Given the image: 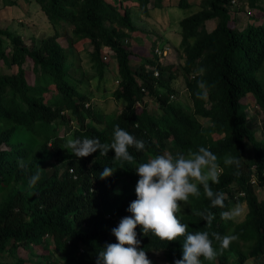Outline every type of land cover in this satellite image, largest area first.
Returning a JSON list of instances; mask_svg holds the SVG:
<instances>
[{
	"label": "trees",
	"instance_id": "obj_1",
	"mask_svg": "<svg viewBox=\"0 0 264 264\" xmlns=\"http://www.w3.org/2000/svg\"><path fill=\"white\" fill-rule=\"evenodd\" d=\"M32 1L40 6L54 28L61 22L73 24L74 36L88 39L92 44L91 58L101 70L105 66L101 59L102 47L114 53L121 82L113 95L123 99L125 108L115 120L101 128L99 114L89 109V99L80 94L70 80V65L56 35L35 40L29 47L20 36L0 29V57L8 68L15 67L12 74H0V192L13 185L12 195L0 204V264H96V255L101 249L117 242L112 235V229L117 226L106 219V214L121 218L131 215L127 209L136 199L139 179L133 170L138 163L163 154L167 139L185 152L200 146L209 148L219 158L222 171L219 183L211 187L225 194L224 206L210 207V201L201 190L199 199L191 203L190 212L177 214L182 223L189 225L188 231L234 234L238 237L236 241L251 244L246 253L237 252L238 264L264 257V199L258 200L254 191L256 186L264 189V140L256 138L241 103L245 95L250 94L264 113V88L257 78V72H264V27L248 25L238 31L230 23L228 8L232 0H204L200 13L181 22L180 47L186 57L183 71L200 73L193 75L192 80L186 77L191 97L195 106L201 108L197 93H201L199 82L204 81L210 91V103L214 105L210 110L202 108L197 112L205 117L220 118L203 135L199 123L170 100L173 93L169 83L175 67L163 66L155 59L145 61L133 72L129 67L130 52L120 45L119 31L103 26V22H111L120 28H131L130 12L122 4L123 0L112 3L105 0ZM137 2L146 10L149 0ZM160 2L154 0V7L160 6ZM212 18L218 23L208 33L203 24ZM3 37L9 42L8 54L4 51ZM146 64L158 71L157 77L153 70L145 68ZM200 69L205 71L200 72ZM162 87L172 94L158 93ZM141 89L154 96L161 116L135 106L137 100L143 99ZM88 118L90 122L86 123ZM69 122L71 128L74 127L73 138H98L101 143L111 141L113 127L118 124L142 140L145 150L130 149L135 157L132 164L116 162L114 165V151H109L107 156H99V152L86 158L64 156L62 148L67 138L61 137L59 130L61 126L68 128ZM215 132L223 137L208 139V135ZM226 154L240 159L239 169L223 164ZM19 160L27 163V169L18 167ZM45 162L54 168L47 171ZM38 166L43 169L41 178L34 187H29V177ZM104 167L123 170L101 180L99 173ZM252 177L257 181L256 186L251 184ZM17 183L25 190L17 188ZM29 188L35 190L33 196L27 194ZM234 195L235 201L247 207L241 223L221 218V213L229 210ZM206 208L215 215L210 226L193 214ZM136 231L148 258L151 251L159 250L165 252L169 264L182 258L183 238L167 244L152 234L143 236L139 227ZM32 249H38L39 253ZM21 252L30 253L40 262L21 257ZM220 264H225L224 258Z\"/></svg>",
	"mask_w": 264,
	"mask_h": 264
},
{
	"label": "rangeland",
	"instance_id": "obj_2",
	"mask_svg": "<svg viewBox=\"0 0 264 264\" xmlns=\"http://www.w3.org/2000/svg\"><path fill=\"white\" fill-rule=\"evenodd\" d=\"M0 0V29L8 31L15 36H20L23 42L32 47L33 42L49 35H56L57 41L64 48L67 57V63L70 65L68 74L73 85L80 94L88 98L90 107L94 113H98L102 119L100 127L102 128L111 120H115L125 108V102L123 99H118L113 95L117 86L121 82L119 75V66L114 53L107 47H102L101 59L104 63V67L101 70L94 64V60L91 58L92 44L88 39H82L75 37L73 34L74 26L69 22H61L57 28H54L43 13L40 6L34 3L32 0ZM108 3H112L117 0H105ZM204 0H161L160 6L154 7V0H149L146 10H143L137 0H123L122 4L129 9L130 12V29L120 28L111 22H103V26L107 29H115L119 31V41L122 47L130 52L129 67L134 72L145 64V61H152L157 59V62L163 66L172 65L175 67L173 79L169 83V90L173 93L171 100L178 103L183 107V111L187 113L191 118L195 119L200 126V132L204 135L206 130L213 127L215 123H218L217 116L214 118L205 117L197 112L198 109L204 108L210 110L214 107L210 103L209 93L207 89H201V93L206 92V98L200 99L202 107L195 106V101L191 97V92L186 84V77L193 79V75H200L192 72L186 74L184 70L186 57L185 51L180 47L181 43V27L180 24L184 19L198 14L201 12L202 2ZM230 11V23L234 27L241 31L248 25L257 27H264V0H232L229 6ZM122 12V11H121ZM218 23L217 19H208L204 22V30L208 33L213 31ZM121 31V32H120ZM3 47L6 54L10 52L8 47V41L3 37ZM154 46V49H153ZM163 48H167L166 54ZM156 49L161 53H156ZM27 64L25 68H27ZM147 70H153L154 74L158 71L153 66L145 65ZM198 68L195 67V70ZM15 72V67L8 68L2 58L0 57V74L8 75ZM258 80L262 83L264 88V72H257ZM138 85L141 82L136 78ZM167 88H159L158 93L172 94L167 91ZM147 98L151 100L149 104V112L155 116H161L162 112L160 108H157L152 103L154 96H150V92L147 91ZM244 105V113L246 120L252 127L257 139L264 140V113L256 106L255 100L252 95L246 94L241 100ZM151 107V108H150ZM89 123V118L86 119V123ZM93 124V121L90 123ZM75 125V124H74ZM69 122L68 128L61 126L59 134L61 137L68 138V134L73 132L74 127ZM212 136L213 139L222 138L223 134L213 133L208 135V139ZM73 137V135H72ZM171 139L165 141V148L163 153L167 152L173 156L181 150L172 143ZM64 156L70 155L66 150L62 149ZM250 154V153H247ZM247 158V157H245ZM44 167H47V171H50L54 167L48 162L44 163ZM220 168V173H221ZM220 175V174H219ZM256 186V185H255ZM17 188L25 190L19 183L16 184ZM203 190L202 188L200 191ZM13 185L6 190L0 192V204H3L12 195ZM255 195L258 200L264 199V189L255 187ZM35 190L29 188L27 194L33 196ZM199 197H190L189 201L198 200ZM235 195L233 200L229 202V210L233 209L237 204L241 207V215L235 220V223H241L245 219L247 213V207L245 203H239L235 201ZM190 210L189 204L182 206V214L187 213ZM227 211V212H228ZM251 244H244L238 241H234L230 246L225 249L214 264H220L222 258L225 259V264H238L237 252L241 251L246 253ZM32 252L39 253L38 249H32ZM21 257H29L28 259L35 262H40L35 257L32 258L30 253L27 255L25 252H21ZM10 258V257H9ZM149 260L152 264H169L166 259L164 251H151L149 253ZM264 263V257L253 258L245 261L243 264H262ZM207 264V262H205Z\"/></svg>",
	"mask_w": 264,
	"mask_h": 264
},
{
	"label": "clouds",
	"instance_id": "obj_3",
	"mask_svg": "<svg viewBox=\"0 0 264 264\" xmlns=\"http://www.w3.org/2000/svg\"><path fill=\"white\" fill-rule=\"evenodd\" d=\"M204 71L200 69V72ZM198 87L206 89L207 85L204 81H200ZM146 94L147 92L144 93L143 99L147 96ZM197 96L204 99L206 92H198ZM152 103L159 108L156 100ZM149 104L151 100L142 107L136 103L135 106L138 109L149 111ZM132 148L137 152H142L145 150V143L117 124L113 127L110 142L101 143L98 138H73L69 133L62 149L77 158H86L96 152H99V156H107L109 151H114L115 156L112 161L115 165L116 162L121 164L135 162V157L130 153ZM240 163V159L231 154L223 157L225 166H234L239 169ZM18 167L27 169V163L19 160ZM42 170L38 166L35 174L29 177V187L37 184ZM117 170L123 169L104 167V170L99 173V178L106 180ZM133 171L139 179L135 187L136 199L127 209L131 215L121 218L106 214V219L113 221L117 226L112 229V235L117 242L106 244L101 249L96 255V264H152L146 251L141 248V241L137 238L136 229L138 227L143 236L148 237L152 234L167 244L183 238L182 258L175 260L174 264H205V262L214 264L218 255L238 239L234 234L221 235L217 232L209 233L200 230L189 232V225L182 223L177 215L178 213L183 215L182 206L189 204L191 210L193 202L189 201V198L199 197L201 188L210 201V207L224 206L225 194L222 191H213L211 187V184L219 183L220 164L217 155L209 148L204 146L196 150L189 148L186 152L176 153L175 156L167 152L158 154L148 159L147 162L138 163ZM69 172L72 173L71 170ZM193 214L199 216L208 226L215 219L214 213L207 208ZM240 215L241 207L237 204L230 211L222 212L221 218L235 220Z\"/></svg>",
	"mask_w": 264,
	"mask_h": 264
},
{
	"label": "built area",
	"instance_id": "obj_4",
	"mask_svg": "<svg viewBox=\"0 0 264 264\" xmlns=\"http://www.w3.org/2000/svg\"><path fill=\"white\" fill-rule=\"evenodd\" d=\"M163 51H164V54H166L165 51H167V48H163L162 51H161V53H162ZM158 52H159V50L156 49V53H158ZM159 53H160V52H159ZM161 53H160V54H161ZM153 74H154V73H153ZM154 76L157 77V76H158V73L156 72V73L154 74ZM141 91L144 92V93H146V91H145L144 89H141ZM146 97H147V96L144 97V99L142 100V102H141V101H137L136 104H137L139 107H142L145 103L150 102V100L146 99ZM253 169H255V166L253 167ZM256 183H257L256 179H255L254 177H252V178H251V184L255 185ZM239 196H243V193H239Z\"/></svg>",
	"mask_w": 264,
	"mask_h": 264
}]
</instances>
